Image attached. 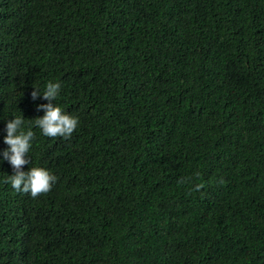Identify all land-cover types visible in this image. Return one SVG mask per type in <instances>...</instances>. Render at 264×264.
<instances>
[{
    "label": "trees",
    "instance_id": "16d2710c",
    "mask_svg": "<svg viewBox=\"0 0 264 264\" xmlns=\"http://www.w3.org/2000/svg\"><path fill=\"white\" fill-rule=\"evenodd\" d=\"M49 82L68 139L35 125ZM0 264H264V0H0Z\"/></svg>",
    "mask_w": 264,
    "mask_h": 264
},
{
    "label": "clouds",
    "instance_id": "9594fccd",
    "mask_svg": "<svg viewBox=\"0 0 264 264\" xmlns=\"http://www.w3.org/2000/svg\"><path fill=\"white\" fill-rule=\"evenodd\" d=\"M60 88L59 83L49 82L46 85L42 98L48 103L38 105V110H43L44 115L35 120V125L47 137L68 139L77 128L79 121L78 118L64 113L60 107L52 103L59 95ZM40 94L41 92L35 88L31 93L32 99L36 100ZM23 125L24 120L20 116L7 122L4 143L8 148L2 155L14 170V174L9 177L13 189L19 193L30 192L31 196L36 198L48 193L57 178L44 168L33 167L29 171L23 170V166L30 163L26 157L35 137V133L32 130L25 131Z\"/></svg>",
    "mask_w": 264,
    "mask_h": 264
}]
</instances>
